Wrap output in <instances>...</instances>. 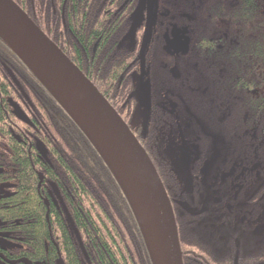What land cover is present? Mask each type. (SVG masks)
Wrapping results in <instances>:
<instances>
[{
  "label": "trees",
  "instance_id": "1",
  "mask_svg": "<svg viewBox=\"0 0 264 264\" xmlns=\"http://www.w3.org/2000/svg\"><path fill=\"white\" fill-rule=\"evenodd\" d=\"M13 1L34 23L40 15L42 30L49 34V0ZM156 4L169 28L189 30L190 43L177 58L166 53L164 43H149L143 79L148 96L142 95L149 111L139 106L138 81L131 76L139 71V44L131 70L125 67L132 51L119 45L91 82L151 159L172 203L183 256L221 264L218 257L238 253L239 264H264V241L248 254L242 245L264 230V0ZM9 50L4 48L9 63L0 60V185L14 184L10 190L16 194L7 206L0 202V224L22 240L19 257L30 264H57L59 259L63 264H152L109 171L23 65L26 77L19 82L35 90L37 101L27 93L31 108L41 113L42 128L13 116L8 100L18 94L7 71L18 78L20 60ZM34 138L45 146L49 163L36 150ZM73 169L77 171L70 173ZM37 170L66 192L73 230L64 214L48 210L37 196ZM68 175L77 179L69 182Z\"/></svg>",
  "mask_w": 264,
  "mask_h": 264
},
{
  "label": "water",
  "instance_id": "2",
  "mask_svg": "<svg viewBox=\"0 0 264 264\" xmlns=\"http://www.w3.org/2000/svg\"><path fill=\"white\" fill-rule=\"evenodd\" d=\"M147 6V24L139 52V84L135 91L145 113L149 105L142 96L143 92L148 96L143 78L154 0H147ZM0 39L63 108L99 155L129 205L152 264H182L176 221L166 190L146 151L117 112L12 0H0ZM8 73L21 89L14 75ZM133 77L135 79L136 75ZM10 103L13 114L31 125L26 115ZM147 121L148 116H145L144 122ZM36 149L46 158V150L40 142ZM66 215L74 229L67 211ZM57 264H63L62 260Z\"/></svg>",
  "mask_w": 264,
  "mask_h": 264
},
{
  "label": "flooded vegetation",
  "instance_id": "3",
  "mask_svg": "<svg viewBox=\"0 0 264 264\" xmlns=\"http://www.w3.org/2000/svg\"><path fill=\"white\" fill-rule=\"evenodd\" d=\"M49 1L51 5L50 16L48 20L49 34L42 30L40 25L42 17L40 15L38 17L39 23L35 24L83 73V75L88 80L91 81L100 76V70L103 68L104 62L107 61L108 58L110 59L116 56L115 51L119 45L125 50L132 51V55H130L128 59L129 64L125 67L127 70H131L133 64L135 63V50L137 49L138 44V49H140L145 35L147 14L149 12L147 0ZM163 8L165 10V7ZM24 13L26 12L24 11ZM26 15L30 18L27 13ZM160 15L161 16H159L157 13V4L156 0H154V7L152 11V31L150 41L148 43H164L163 48L166 53L173 55L176 58L179 55H184L187 52L190 43L189 30L182 25H174L172 28H169L163 22L165 12L161 11ZM159 19L161 20L160 27L159 29H155V23ZM167 43L169 46L166 49ZM4 48L8 49L6 45H4V42L0 41V60H3V64L9 63L5 56ZM21 65H23L21 62L20 64L18 63L15 65L16 75L19 77L17 78L15 75L14 76L18 81L19 78L21 81H24L23 77H26L25 68L21 67ZM139 73L140 68L138 72L134 70L131 73L133 80L138 81L137 77L139 76ZM134 74L136 75L135 79L133 77ZM7 75L9 76L8 71ZM13 85L15 86V91L17 92L18 97H12L9 98V100L26 115L31 125L22 122L13 114V107L8 100L13 116L19 122L31 128H35L36 125H40L42 128V118L40 121L41 113L39 112V114H36L34 112V108H31L32 102L30 100L29 93H27L29 91L32 98L37 101L35 90L32 87L28 89L21 87V89H19L14 83ZM37 107L40 108L38 105ZM42 131L43 130H40V133ZM34 142L37 144V142H40V140L34 138ZM45 161L48 162L46 159ZM52 170L54 169L49 168V172ZM74 171L77 170L73 169L70 173ZM54 176H56L55 173ZM58 177L61 180L65 178L64 176ZM72 178L73 180L77 179L72 175L71 177L70 175L67 176L69 182H71ZM36 179L38 180L37 196L40 198V200H42L44 206L48 210H50L51 207H54L57 212H61L62 215L64 214L63 217H65V221L69 225L66 216V204L68 201L64 198L66 192H62L58 189L56 185L57 182L48 180L47 175L43 171L37 170ZM13 187H15L14 184L9 183L8 181L7 184L0 185L1 205L7 206V200L11 199L16 194V192H12L10 190L13 189ZM21 220L22 219H17L16 223L20 222ZM5 228H7L6 225L1 221L0 264H26V260L24 258H20L18 255L19 250L24 248L23 244H21L23 243L22 240L15 236H11V233L6 231ZM70 229L73 230L72 227ZM70 234L75 238V235L72 231ZM223 252L224 255H227L226 250ZM247 252L248 251H245V254H248ZM218 259H222L224 261V263L221 264H239L238 253H235L233 256L231 253H229L228 257H218ZM200 261L201 260H197L192 257L183 256L182 253L183 264H201ZM28 264H30L29 261Z\"/></svg>",
  "mask_w": 264,
  "mask_h": 264
},
{
  "label": "rangeland",
  "instance_id": "4",
  "mask_svg": "<svg viewBox=\"0 0 264 264\" xmlns=\"http://www.w3.org/2000/svg\"><path fill=\"white\" fill-rule=\"evenodd\" d=\"M8 71H10L13 74V72L10 69ZM15 79H16V77H15ZM17 82L19 83L18 80H17ZM19 85L21 87V84L20 83H19ZM163 148L164 149L166 148V145L165 144L163 145ZM263 241H264V230H261V232L259 234L255 235L253 237L250 236L248 238H245L242 241V245L244 246L245 251H248V252L251 251L252 252V251H255V250L259 249L260 248V245L262 244Z\"/></svg>",
  "mask_w": 264,
  "mask_h": 264
},
{
  "label": "bare ground",
  "instance_id": "5",
  "mask_svg": "<svg viewBox=\"0 0 264 264\" xmlns=\"http://www.w3.org/2000/svg\"><path fill=\"white\" fill-rule=\"evenodd\" d=\"M149 41H150V40H149ZM137 79H138V82H139V77H137ZM143 79H144V78H143ZM137 86H138V83H137ZM58 106H59V105H58ZM59 108H60V110L64 111L62 107L59 106ZM44 159H45V158H44ZM156 172H157V171H156ZM112 178H113V177H112ZM113 180H114V179H113Z\"/></svg>",
  "mask_w": 264,
  "mask_h": 264
}]
</instances>
